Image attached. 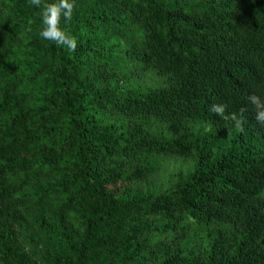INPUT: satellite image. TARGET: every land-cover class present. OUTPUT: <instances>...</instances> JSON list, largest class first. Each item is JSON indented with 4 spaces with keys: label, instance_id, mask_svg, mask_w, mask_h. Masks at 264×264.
<instances>
[{
    "label": "trees",
    "instance_id": "1",
    "mask_svg": "<svg viewBox=\"0 0 264 264\" xmlns=\"http://www.w3.org/2000/svg\"><path fill=\"white\" fill-rule=\"evenodd\" d=\"M73 2L0 0V264H264V0Z\"/></svg>",
    "mask_w": 264,
    "mask_h": 264
},
{
    "label": "clouds",
    "instance_id": "2",
    "mask_svg": "<svg viewBox=\"0 0 264 264\" xmlns=\"http://www.w3.org/2000/svg\"><path fill=\"white\" fill-rule=\"evenodd\" d=\"M30 5L37 8L43 7L42 23L44 27L40 31V36L57 46L66 48L69 52H75L77 49V39L70 35L66 30L61 28V19L63 18L65 24L71 22L75 4L73 0H57L53 3H42V0H29ZM249 102L254 106L256 116L255 119L258 123L264 126V100L257 95L248 97ZM210 111L221 116L223 119H231L235 122V127L238 131L243 132L242 116L237 117L236 113L231 116H225V106L220 104H213ZM245 109H241L243 113Z\"/></svg>",
    "mask_w": 264,
    "mask_h": 264
}]
</instances>
